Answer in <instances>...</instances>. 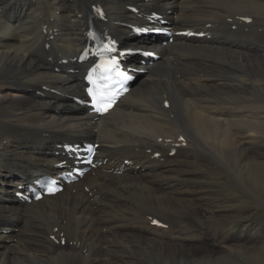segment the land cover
I'll return each instance as SVG.
<instances>
[{
	"label": "bare ground",
	"instance_id": "6f19581e",
	"mask_svg": "<svg viewBox=\"0 0 264 264\" xmlns=\"http://www.w3.org/2000/svg\"><path fill=\"white\" fill-rule=\"evenodd\" d=\"M96 3L106 7L103 28L126 45H146L160 54L142 67L121 104L98 120L52 93L82 90L79 74L70 69L87 65L70 59L85 45ZM128 5L160 11L173 30L212 24L209 30L218 36L176 37L166 44L161 37L137 39L120 25L133 19ZM242 16L253 21L246 24ZM180 136L188 146L171 157L167 148ZM66 140L99 142L103 164L56 195L21 202L14 195L18 186L50 173L61 161L58 145ZM262 148L264 0H0V230H13L34 210L56 209L62 216L58 232L52 225L44 233L51 241H65L45 250L25 232L16 241L0 233V264H14L9 253L18 240L26 244L20 264H48L59 254L71 256L65 264H158L156 258L160 264H206L211 257H190L193 245L187 244L203 239L197 205L206 196L190 194L195 175L216 169L264 204ZM155 151L164 152L163 162L152 157ZM133 194L140 198L129 201ZM154 220L167 227L152 225ZM251 229L242 230L250 232L245 240L254 237ZM246 247L230 248L246 256ZM251 251L253 258L264 256L262 246Z\"/></svg>",
	"mask_w": 264,
	"mask_h": 264
},
{
	"label": "rangeland",
	"instance_id": "374dc122",
	"mask_svg": "<svg viewBox=\"0 0 264 264\" xmlns=\"http://www.w3.org/2000/svg\"><path fill=\"white\" fill-rule=\"evenodd\" d=\"M39 1L43 3V0ZM262 154H264V148H262ZM214 170L216 169L203 170L202 172L197 173L195 175L197 183H194L190 189L191 195L203 194L206 196V199L199 200L197 205V209L203 216V239L195 242H187L188 245H193V247H191L193 253L190 254V257H193L196 254H200L199 256H203V254L204 256L207 255L208 258L211 257V261L208 260L206 264H264V256L253 258L251 251V248L255 246L264 247V204L260 203L258 197L252 193L250 189L243 186V184L236 183V185L227 175L221 172L220 174H216L214 173ZM184 187L185 186L182 188ZM138 198H140V194L135 195V197L134 194L128 195L127 197L129 201H134ZM33 216H35V218H32ZM27 217L24 218L25 221L23 220L22 223H19V225L16 226L18 227V230H15L16 232H12L14 229L11 230L12 233L10 234L14 236L15 241L18 239L17 234L25 232L24 234H29L33 238L35 237L34 240L40 245H37L39 248L52 250V246H58L57 242L51 241L44 233L52 225L55 226V231L58 232V226L62 223V216L58 210L55 209L53 212L34 210L27 215ZM53 218L55 219L53 220ZM39 223H45L46 227L37 230L34 225H39ZM23 225L26 228H22ZM246 227L249 229L252 228L251 235L254 236L253 238H249V240H245V238L250 235V232H248V234L242 232ZM29 228L31 230L33 229L32 231H29L30 233L27 232V229L29 230ZM34 230L40 234L34 235ZM143 235L153 239L160 237L168 239L167 236H154L155 234L153 233H145ZM51 236L54 237L53 234ZM239 244H245V246H247L245 249H250L248 255L245 254L246 256H243L242 254H235L231 251L232 247H238ZM13 245L14 250L9 253L10 261L14 262V264H20L21 260L19 257L22 256V254L24 255L26 244L24 241L18 240L17 244L15 245L13 243ZM1 253L3 252L1 251ZM55 254L56 253L53 255ZM219 258H221L220 263L217 262ZM50 260L51 261H49L48 264H65L71 260V256L67 254H59L56 258L53 256V259ZM156 262L160 264L161 260L156 258Z\"/></svg>",
	"mask_w": 264,
	"mask_h": 264
},
{
	"label": "snow or ice",
	"instance_id": "6c2138e0",
	"mask_svg": "<svg viewBox=\"0 0 264 264\" xmlns=\"http://www.w3.org/2000/svg\"><path fill=\"white\" fill-rule=\"evenodd\" d=\"M111 63H112V65H115V61H112ZM107 70H110V69H106V71ZM104 100H105V97L101 96L100 97V102H103Z\"/></svg>",
	"mask_w": 264,
	"mask_h": 264
}]
</instances>
